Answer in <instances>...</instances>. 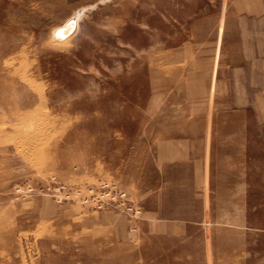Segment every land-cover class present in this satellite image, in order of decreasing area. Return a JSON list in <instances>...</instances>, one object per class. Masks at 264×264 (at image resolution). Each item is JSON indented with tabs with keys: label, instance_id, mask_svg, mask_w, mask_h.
<instances>
[{
	"label": "rangeland",
	"instance_id": "rangeland-1",
	"mask_svg": "<svg viewBox=\"0 0 264 264\" xmlns=\"http://www.w3.org/2000/svg\"><path fill=\"white\" fill-rule=\"evenodd\" d=\"M0 264H264V0H0Z\"/></svg>",
	"mask_w": 264,
	"mask_h": 264
},
{
	"label": "built area",
	"instance_id": "built-area-1",
	"mask_svg": "<svg viewBox=\"0 0 264 264\" xmlns=\"http://www.w3.org/2000/svg\"><path fill=\"white\" fill-rule=\"evenodd\" d=\"M76 193L86 204H93L94 206L98 207L114 206L127 211H133V207L131 206L132 202L126 196L127 194L118 189L116 186L104 184L100 187L97 193L92 191L89 193H87V191H76Z\"/></svg>",
	"mask_w": 264,
	"mask_h": 264
},
{
	"label": "bare ground",
	"instance_id": "bare-ground-1",
	"mask_svg": "<svg viewBox=\"0 0 264 264\" xmlns=\"http://www.w3.org/2000/svg\"><path fill=\"white\" fill-rule=\"evenodd\" d=\"M85 11V8H81L79 9L77 12H75L73 14V16H71L63 25L57 27L55 30H53L52 34H51V37L53 39V42H56V43H62V42H65L69 37V35L71 34V32L77 28V25H78V20L81 16V14ZM54 38H53V36ZM61 36L63 38H65L63 40V38H61ZM42 130V129H41ZM38 131V130H37ZM43 132V131H42ZM32 137V136H31ZM46 140V139H45ZM35 145V144H34ZM36 148V147H35ZM49 164V162H46L45 164ZM52 164V163H51ZM49 164V166L51 165ZM44 168V167H43Z\"/></svg>",
	"mask_w": 264,
	"mask_h": 264
},
{
	"label": "water",
	"instance_id": "water-1",
	"mask_svg": "<svg viewBox=\"0 0 264 264\" xmlns=\"http://www.w3.org/2000/svg\"><path fill=\"white\" fill-rule=\"evenodd\" d=\"M62 37V36H61Z\"/></svg>",
	"mask_w": 264,
	"mask_h": 264
}]
</instances>
